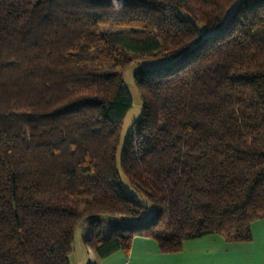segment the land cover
I'll use <instances>...</instances> for the list:
<instances>
[{
    "label": "trees",
    "instance_id": "1",
    "mask_svg": "<svg viewBox=\"0 0 264 264\" xmlns=\"http://www.w3.org/2000/svg\"><path fill=\"white\" fill-rule=\"evenodd\" d=\"M166 59L135 72L119 172L124 70ZM260 219L264 0H0V264H70L81 222L102 261L134 236L250 243Z\"/></svg>",
    "mask_w": 264,
    "mask_h": 264
},
{
    "label": "crops",
    "instance_id": "2",
    "mask_svg": "<svg viewBox=\"0 0 264 264\" xmlns=\"http://www.w3.org/2000/svg\"><path fill=\"white\" fill-rule=\"evenodd\" d=\"M251 233L250 243H226L217 235H208L184 242L174 254L161 253L152 239L134 236L128 255L117 252L102 261L85 247L91 253V264H264V219L251 225Z\"/></svg>",
    "mask_w": 264,
    "mask_h": 264
},
{
    "label": "rangeland",
    "instance_id": "3",
    "mask_svg": "<svg viewBox=\"0 0 264 264\" xmlns=\"http://www.w3.org/2000/svg\"><path fill=\"white\" fill-rule=\"evenodd\" d=\"M105 29L107 28H104V30ZM113 30H117V29H113ZM171 63H172V59H166L162 61L141 60L139 62L131 63L124 70L123 79H124L125 86L131 96L132 106L129 109V111L126 113V115L124 116L122 125H121V135H120L121 143L119 145L118 152H117V159H118L117 167H118L119 172H121L120 166H119V156L122 151L123 143L126 137L131 132L133 123L142 114V101L138 93L136 84H135V79H134L135 72L139 69H154L160 66H167ZM124 186L133 193L132 195L134 198H136L138 201H140L142 204H144L148 208V211L144 219L150 218L154 212L153 206L149 204L143 198L139 197L136 193H134L130 189V186L125 180H124ZM96 220L98 223H100L101 229L103 233L105 234L111 228L115 227L117 224H120L121 222L135 223L138 221V219L132 218V217L123 216L122 218H118V217H114V216L112 217L108 215L98 216L96 217ZM88 230H89L88 227L83 222H81V224L76 229L75 236H74L73 251H72L71 258H70V264H90L92 262L91 253L88 251V249L85 247L83 243L84 237H86L88 234Z\"/></svg>",
    "mask_w": 264,
    "mask_h": 264
}]
</instances>
